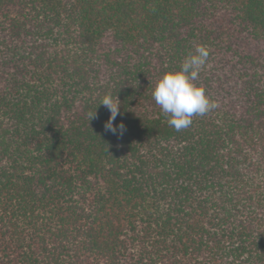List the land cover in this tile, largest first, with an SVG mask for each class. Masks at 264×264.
I'll use <instances>...</instances> for the list:
<instances>
[{"label":"trees","instance_id":"1","mask_svg":"<svg viewBox=\"0 0 264 264\" xmlns=\"http://www.w3.org/2000/svg\"><path fill=\"white\" fill-rule=\"evenodd\" d=\"M197 45L218 106L176 131ZM0 264H264V0H0Z\"/></svg>","mask_w":264,"mask_h":264},{"label":"clouds","instance_id":"2","mask_svg":"<svg viewBox=\"0 0 264 264\" xmlns=\"http://www.w3.org/2000/svg\"><path fill=\"white\" fill-rule=\"evenodd\" d=\"M209 59V49L206 45H197L180 64L179 70L166 71L160 76L152 90V97L162 112L168 117V124L176 131L188 128L193 116H203L214 110L218 105L206 94L204 86L198 85L201 70ZM99 105L105 106L110 115L104 127L112 133L117 128L124 129L123 124L113 127V122L120 115V102L117 96L106 93ZM95 114L91 112L90 118Z\"/></svg>","mask_w":264,"mask_h":264}]
</instances>
